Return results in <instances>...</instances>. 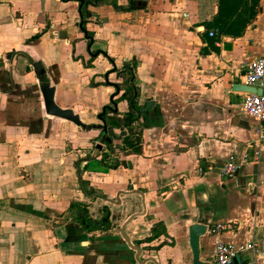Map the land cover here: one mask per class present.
Listing matches in <instances>:
<instances>
[{"label": "crops", "instance_id": "crops-1", "mask_svg": "<svg viewBox=\"0 0 264 264\" xmlns=\"http://www.w3.org/2000/svg\"><path fill=\"white\" fill-rule=\"evenodd\" d=\"M85 1L0 0V264H140L120 231L132 216L124 232L141 261L192 264L189 228L202 223L201 261L213 264L219 240L255 245L234 264H264V139L233 89L264 57V0H245L255 17L240 37L208 28L221 0ZM32 63L87 130L45 113ZM113 95L107 121L145 109L139 154L96 148ZM231 156L247 163L224 177ZM80 209L108 227L84 230Z\"/></svg>", "mask_w": 264, "mask_h": 264}, {"label": "trees", "instance_id": "trees-1", "mask_svg": "<svg viewBox=\"0 0 264 264\" xmlns=\"http://www.w3.org/2000/svg\"><path fill=\"white\" fill-rule=\"evenodd\" d=\"M101 3V0L85 1V5H94L97 6ZM255 6L256 2L253 1L252 4L246 3L245 0H221L219 5V10L217 15L213 20L208 24V28L217 30L218 34L230 35L232 37H240L245 28L255 17ZM115 8L119 11L122 9L118 6ZM82 16V27L85 28V19L91 16V13L85 9L81 11ZM87 36L93 38L94 34L87 33ZM35 71L38 73L41 80L45 79L44 70L38 63H32ZM129 66V65H128ZM134 69L136 64L130 65ZM129 92V99L133 97V92ZM144 108L137 107L135 104L132 106L130 112L125 115L124 123L120 124L115 120L106 119V123L109 129V137L111 141L107 143V148L114 152L115 149H120L122 152H132L134 154H139L141 151L140 148V136L133 132L132 124L135 121H138L139 117L143 114ZM117 128L121 130L120 135H115L113 129ZM115 141L117 142L115 144ZM71 208H78L76 202L72 203ZM83 214V217L78 220L84 230H95L103 227H108V219H105L100 225V223H94V221L87 218V212L85 209H80Z\"/></svg>", "mask_w": 264, "mask_h": 264}, {"label": "built area", "instance_id": "built-area-1", "mask_svg": "<svg viewBox=\"0 0 264 264\" xmlns=\"http://www.w3.org/2000/svg\"><path fill=\"white\" fill-rule=\"evenodd\" d=\"M174 1V0H171ZM216 35L215 31L209 33L210 37ZM241 83L245 86L259 88L261 94L244 93L242 101V112L245 116L258 122L261 127L257 130L259 139H264V57L256 58L250 62L244 63L242 66ZM138 133V132H137ZM247 159L237 160L231 156L225 162L222 168V175L224 177L233 176L241 167L246 165ZM224 227L216 225L208 229V233L215 235L219 233ZM255 245L249 244L245 247L235 248L227 245L222 241L215 242V257L213 264H234L238 255L248 250H253ZM250 264H258V258H255Z\"/></svg>", "mask_w": 264, "mask_h": 264}, {"label": "water", "instance_id": "water-1", "mask_svg": "<svg viewBox=\"0 0 264 264\" xmlns=\"http://www.w3.org/2000/svg\"><path fill=\"white\" fill-rule=\"evenodd\" d=\"M115 87L116 92L119 93V88L116 85H112ZM234 91L241 92V93H256L261 94V90L259 88L245 86L240 83H236L233 87ZM40 91L42 93L43 103H44V110L45 113L48 116L56 117L59 119H63L66 121H69L73 123L74 125L80 127L83 130H87L89 127L85 125L79 118L78 115L74 114L73 111L69 109H62L60 108L54 100V93L55 89L54 87L50 86V83L44 79L40 80ZM114 95L111 97L110 102L113 104L115 109H112L111 107H105L103 111L98 115V120L102 123V125L96 127L98 130H101V136L99 143L97 145V150L101 151L103 147L111 141V138L109 137V129L106 123V111L110 110L114 113L117 112L116 104L114 103ZM126 194V193H123ZM118 197V201H119ZM111 203H115L112 200H108ZM117 201V202H118ZM141 215V214H136ZM135 215V216H136ZM134 218V216L130 217L129 220L125 223V225L120 229L121 235L126 241V243L129 245V247L136 252V260L140 264H147V263H154L157 264L155 259L148 258L143 261L140 260L142 249L139 247L134 246L129 239L126 237L124 228L125 226ZM207 225L202 223H195L194 225H191L189 228V238H190V247L192 251V264H211L209 262H204L200 260V238L204 236L207 232Z\"/></svg>", "mask_w": 264, "mask_h": 264}, {"label": "rangeland", "instance_id": "rangeland-1", "mask_svg": "<svg viewBox=\"0 0 264 264\" xmlns=\"http://www.w3.org/2000/svg\"><path fill=\"white\" fill-rule=\"evenodd\" d=\"M89 168L90 169H93V170H97V169H100L101 168V165L99 164V163H97V162H91L90 164H89ZM73 184H74V188L75 189H78V187H79V185H78V183H77V179L76 178H74L73 179ZM87 202V201H86ZM88 203H90V206H92L93 207V209H95L96 207H98V206H100L101 204H102V202L101 201H95V203L93 202H88ZM95 205V206H94ZM93 209L91 210L92 211V214L94 213V211H93ZM91 215V214H90Z\"/></svg>", "mask_w": 264, "mask_h": 264}]
</instances>
